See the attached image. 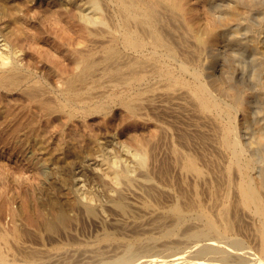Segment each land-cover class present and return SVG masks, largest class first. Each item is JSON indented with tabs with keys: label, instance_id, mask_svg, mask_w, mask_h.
Wrapping results in <instances>:
<instances>
[{
	"label": "bare ground",
	"instance_id": "bare-ground-1",
	"mask_svg": "<svg viewBox=\"0 0 264 264\" xmlns=\"http://www.w3.org/2000/svg\"><path fill=\"white\" fill-rule=\"evenodd\" d=\"M116 111L121 152L94 126ZM0 138L27 173L76 176L47 213L0 188V264H264V0H0Z\"/></svg>",
	"mask_w": 264,
	"mask_h": 264
},
{
	"label": "rangeland",
	"instance_id": "rangeland-1",
	"mask_svg": "<svg viewBox=\"0 0 264 264\" xmlns=\"http://www.w3.org/2000/svg\"><path fill=\"white\" fill-rule=\"evenodd\" d=\"M74 23H76V22H72V23L69 24V25L71 26V25L73 24L72 27L75 29V28H76L75 26H76L77 24H74ZM63 25H64V24H61L60 26L63 27ZM66 25L69 26L68 24H66ZM64 27H65V25H64ZM28 32H29L30 35H31V32H32V31H28ZM28 32H27V34L29 35ZM30 35H29V38H30V42H31V43H30V42H28V43H30L29 45H32L34 41H33V37L30 36ZM75 38H76V37H75ZM76 39L78 40V38H76ZM28 41H29V40H28ZM32 41H33V42H32ZM48 43H50V44H48ZM48 43H47L48 45L46 44V45H44V46H45V47H46V46H49V47H48V48L46 47L47 49H46L45 47H43V50H42V51H44V50L46 49V51H44V52H47V53H49V54H50V53H51V54L53 53L52 55L50 54L49 56H50V57L52 56L54 59H53L52 57L50 58V57L47 55L51 60H50L48 57H46V59L48 58V59H47V60H48V61H47L48 64H46V65L42 68V69H44V75H46V74H47V75H48V74L52 75V74L54 73V71H55V70L53 69V68H55V66H56V65H55V62L58 63V59L60 58V56L63 58V56H62V55L60 54V52L57 50V45L54 44V42H53V44H51V43H52V39H51V41L48 42ZM29 45H28V47H29ZM51 45H52V47H51ZM55 47H56V48H55ZM26 48H27V46H26ZM54 48H55V49H54ZM52 49H53V50H52ZM48 50H49V51H48ZM50 50H51V51H50ZM55 50H56V51H55ZM53 51H55V52H53ZM56 52H57V53H56ZM55 54H56V55H55ZM57 54H59L60 56L57 55ZM53 55H54V56H53ZM56 56H58L59 58L56 59V58H57ZM52 59H53V61H52ZM63 59H64V58H63ZM63 59H62V60H63ZM62 60H59V62L62 63ZM54 61H55V62H54ZM52 62H53V63H52ZM63 62H64V60H63ZM51 64H52V65H51ZM46 66H47V67H50V66H51V67H50L51 69L47 68ZM45 67H46V69H45ZM52 69H53V71H52ZM45 71H46V74H45ZM48 71H49V72H48ZM51 71H52V72H51ZM47 75H46V78H48V77L50 76V75H48V76H47ZM117 112H118V111H116L115 114H114V116H113V117H109V119L106 121V123H104L105 126H106V125H109V123H110V126H111V127L106 126V127H107V128H106V127L102 124V122L105 121V120L102 119V118H101V119H100V118H96V119H95V121L97 120V123L99 122L98 125H97V123H95V121L93 122V120H89L88 123H90V121H92L93 123L91 122V125L88 126V127H90V128H91L90 130L93 131V128H92L93 125H92V124L95 123L94 126H95V128H96L98 131H96L95 128H94V131H96L95 133L98 132L97 134H99L100 137L103 136L102 138H104L105 136H107V137H108V136H110V137L112 136V137H113L114 134H115V135L118 134V135H117V136H119L118 138H105V139H106V141H110V140H111L112 142H114V139H116V140L118 139L119 141H118V140L115 141V142H116V143H115V146H116V150H117V149H118L117 146H118V144H119V150H120V148L123 149L124 146L126 147V146L128 145V143L130 144V143H132V142L130 141V138L126 136V133H127L128 130L126 131L125 135L123 134V132H120V131H119V129H121V131H124L123 129H124L125 127H128V126H127V125L125 126V123H126V122L124 121L125 119L123 120V119H122L123 116H122V118H121V117L117 114ZM118 117H120V118H118ZM110 118H113V119H110ZM115 118H116V119H115ZM98 119H100L101 121L103 120V121L101 122V121L98 120ZM121 119L124 121V123H123L124 126H123L122 123H120V122L122 121ZM78 120L80 121V119H77L76 122H74V123H72L71 125H69L68 128H67V130L69 129V127H72V126H73V127L71 128V130H72L73 128H75L77 131H79V132H77L76 130L73 129V130H74V131L72 130V133H73V134H76V133H77L76 135H78L79 133H82V134H79V135H84V134H85V136H86L87 133H89V132H88L89 130H87V127H86V126H87V125H86V122H87V121H86V122L84 121V122H85V125H86V126H85V125H84V122H83V123L81 122V121H83V120L80 121L81 123H80ZM111 120H112V122H110ZM114 120H115V121H114ZM119 120H120V121H119ZM108 121H109V123H108ZM113 122H114V125H115V126L113 125ZM45 123H46V122H44V124H45ZM75 123H77V124H75ZM100 123H101L102 126L100 125ZM111 123H112V125H111ZM44 124H43V126H49V127H50L49 124H48V125H47V123H46V125H44ZM74 124H75V125H74ZM81 124H83L85 127L82 125V126H83V128H82ZM242 124H244V123L241 122L240 125H242ZM96 125H97L98 127H97ZM79 126H80V128H78ZM103 126H104L106 129H105ZM112 126H113V127H112ZM117 126H118V127H117ZM120 126H121V128H120ZM122 126H123V127H122ZM242 126H243V127H241V128H244V125H242ZM49 127H47L48 130L51 129V127H50V128H49ZM108 127H109V128H108ZM134 127H136V126H132L133 129H134ZM137 127H138V125H137ZM137 127H136V130H134V131H136L137 134L140 133V135L138 134V135H139V136H138V135L133 131L134 134H136L138 137H140V136L142 135L141 133H143V134H145V135H142L141 138H143V139L146 138V139H147L148 136L150 135L149 132H148V131H141L142 128L144 129L143 126H142V127L139 126L138 128H137ZM52 128H53V127H52ZM85 128H86L87 131L84 130ZM99 128H100L101 130H100ZM137 129H138V130L140 129V131H138ZM51 130H52V129H51ZM69 130H70V129H69ZM69 130H68V131H69ZM71 130H70L69 132H71ZM82 130H83V131H82ZM102 130H103V131H102ZM107 130H108V131H107ZM116 130H117L119 133H118V132L115 133ZM75 131H76V133H75ZM84 131H85V132H84ZM94 131H93V132H94ZM109 132H110V134H112V135H110V134L107 135ZM111 132H112V133H111ZM66 133H67V131H66ZM66 133H65V134H66ZM83 133H84V134H83ZM102 133H104V134L102 135ZM65 134H64V136H61V135H60L61 138L55 134V138H52V139H53L54 142H56V141H58V140H59L60 142H61V141H62V142H63V141H67V140H68L67 137L69 136L68 134H70V136H71V133H67L66 135H65ZM148 134H149V135H148ZM67 135H68V136H67ZM120 135H121V136H120ZM146 135H147V136H146ZM65 136H66V139L64 138ZM70 136H69V137H70ZM117 136H116V137H117ZM143 136H144V137H143ZM58 137H59V138H58ZM126 137H127V140H126ZM64 139H65V140H64ZM69 139H71V138H69ZM72 139H74V138H72ZM84 139H85V141H86L87 144L84 143L83 145H84V146H88V147L91 146V144H90V143H91V142H90V138H89V139H88V138H87V139L84 138ZM105 139H104V140H105ZM109 139H110V140H109ZM148 139H149V138H148ZM148 139H147V140H148ZM0 140H1V138H0ZM74 140L77 141L78 139H74ZM79 140H82V139L79 138ZM79 140H78V141H79ZM70 141H73V140H69L68 143H69ZM78 141H77V142H74V141H73V142H70L69 145H71V143H72V146H73V145H74V146H75V145H76V146H79ZM88 141H89V142H88ZM106 141H105V142H106ZM127 141H128V142H127ZM119 142H124V144H125L126 142H127V143H126V145H124L123 143H121V144H123V147H122L121 144H120ZM73 143H74V144H73ZM75 143H76V144H75ZM77 144H78V145H77ZM76 146H75V149L77 150V147H76ZM115 146L113 145V147H115ZM130 146H131V148H129V149H132V147H134L133 144H130L128 147H130ZM99 147H100V146H99ZM262 147H263V146H262ZM95 149L97 150L98 147H96ZM99 149H100V148H99ZM133 149H134V148H133ZM119 150H117V151H119ZM121 151H122V150H120V152H121ZM0 152H1L2 154H4V155H1V156H0V158H1L0 160L2 161V162H1V161H0V162H1V164L3 165V167L0 166V168H1L0 171L3 170V174H2V172H0V174H1V175H0V183H2L1 181H3V183L0 184V185H1L0 188L4 190L3 192H5V193L7 192V193L5 194V197H7V194H8V196H9V194H10V196H11L12 198H10V196L7 197V198L13 199V200H12V203H13V205H15L14 207H15V208L17 207L16 209L19 210V212H21V214H22V211H23L24 209H23V208H20V207L23 206V201H24L26 198H28L27 195H28L29 198H30V201H29V202H31V199L33 200V202H32L33 204H31V203L28 202V205L30 206V204H31L33 207L36 206V208H33L34 210L31 208V210H32L33 212H35V210L37 211V210H43V209H45L44 211H45V213H47V212L50 210V209L48 208L49 206H48L47 203L50 202V199H49L50 197H49V196L51 195V193L53 194V200L57 199L58 201L55 200V202H58V205H59V203L62 204V202H59V201H61L60 191L62 190V188L64 189V188H69V187H71V184L73 185V183L75 182V179H74V176H75L74 171H75V170H74V168H72V171L74 170L73 172L71 171V168H67V169H65V170H64V169H63V170L61 169V170H57V171H56V170H54V171H52V170H46V171L42 172L43 174L40 173L41 176L38 174L37 176H39V177H36L34 174H31L30 172L27 173V171H25V170H27V169H25L26 167L24 168V165H22L21 163H19V161L17 160V158H15L14 156H11L10 154L8 155L7 152H5V151H0ZM94 152H95V151H93L92 154H93L95 157L98 156V155H101V152H100V154H99V152H96L97 155H95L96 153H94ZM5 153H6V154H5ZM117 153H118V152H117ZM121 154H122V153H121ZM5 155H6V156H5ZM118 155H120V154H118ZM2 156H3V158H2ZM4 156H5V157H4ZM9 156H10V157H9ZM94 156H93V157H94ZM104 156H105V154L103 155V157H104ZM112 156H115V155H112V154L109 155V154H108V155L105 156V157H106L108 160L110 159L109 161L113 162L112 159H113L114 157H112ZM105 157L102 158V159H103V160H106ZM108 157H109V158H108ZM115 157H116V156H115ZM116 158H117V157H116ZM114 159H115V158H114ZM117 159H118V158H117ZM117 159H115V162L118 161V160L120 161V159H118V160H117ZM4 160H5L6 163L4 162ZM78 160H79V159H78ZM17 161H18V162H17ZM109 161H108V162H109ZM121 162H122V161H121ZM121 162H120V164H123V165H124V163H123V162L121 163ZM3 163H5V165H4ZM1 164H0V165H1ZM20 164H21V165H20ZM118 164H119V162H118ZM21 166H22V168H21ZM22 169H24V170H22ZM48 169H50V168H48ZM68 169H69V171H68ZM103 169H104V168H103ZM66 170H67L68 173H66ZM51 171H52V172H51ZM55 171H56V172H55ZM58 171H59V172H58ZM64 171H65V172H64ZM57 172H58V174H57ZM101 172H102V171H101ZM30 174H31V175H30ZM56 174H57L58 176H56ZM65 174H67L68 176L74 174V176H70V177H68V176H66ZM54 175H55V176H54ZM64 175H65V176H64ZM30 176H31V177H30ZM32 176H33V177H32ZM34 176H35L36 178H35ZM63 176H64V177H63ZM55 177H57V178H55ZM67 177H68L69 180L66 179ZM14 178H15V180H13ZM30 178H31V179L34 178V179H32V181H31ZM37 178H39V179H37ZM60 178H62L63 181H62ZM64 178H65V179H64ZM71 178H72V179H71ZM75 178H76V176H75ZM85 178H86V177H85ZM85 178H84V180H86ZM3 179H5V180H3ZM17 179H18V180H17ZM35 179H36L37 181H35ZM16 180H17V181H16ZM29 180H30V181H29ZM33 180H34L35 182H33ZM38 180H39V181L41 180V181H40L41 183L38 182ZM58 180H60V181H58ZM14 181H16V182H14ZM18 181H19V182H18ZM69 181H70V182H69ZM30 182H31V183H30ZM36 182H37V183H36ZM65 182H66L67 184H66ZM88 182H89V184H88L89 186L87 185ZM91 182H92V183H91ZM4 183H5V184H4ZM56 183H58V184H57V186L59 185L58 187L56 186ZM60 183H63L64 185H63V184H60ZM68 183H69V184H68ZM70 183H71V184H70ZM3 184H4V186H3ZM30 184H31V185H30ZM84 184H85V183H84ZM92 184H93V185H92ZM96 184H97V186H96ZM60 185H61V186H60ZM68 185H69V186H68ZM82 185H83V184H82ZM86 185H87V187H88L89 189L86 187ZM27 186H28V189H27ZM30 186H32V187H30ZM34 186H36V189H35ZM39 186H40V187H39ZM48 186H51V187L48 188ZM91 186H92V188L90 189ZM99 186H100V187H99ZM7 187H8V188H7ZM10 187H11V188H10ZM29 187H30L31 189H30ZM93 187H94V188H93ZM95 187H96V188H95ZM101 187H102V189H101ZM4 188H5V189L7 188V190H5ZM25 188H26L27 190H26ZM37 188H38V189H37ZM98 188H99V189H98ZM1 189H0V191H2ZM8 189H9V190H8ZM11 189H12V190H11ZM33 189H35V190H37V191H35V190L32 191ZM49 189H51V191H50ZM59 189H60V190H59ZM73 189H74V193L76 192L77 195L79 196V194H78L79 191H77L76 188H73ZM83 189L85 190L84 192L91 191V192H90L91 195H92V194L94 195L95 192H96V193H95V195H96L97 192H98V193H99L98 196H99V195H100V196H99V197L97 196L98 198L96 197V199L98 200L99 198H100V199L102 198L103 201H102V200H101V201H102L103 203H105L104 201L106 200V199H105L106 197H105V196H104L105 198L102 197V196H103L102 193L105 195V193H104V192H105V190H104L105 188H104V186L101 184V181H99V180L96 181L95 178H94V179L92 178L91 180H87L85 186L83 187ZM86 189H87V190H86ZM94 189H95V190H94ZM10 190H11V191H10ZM28 190H29V192H30V193L28 192L29 194L27 193ZM45 190H46L47 192H46ZM52 190H53L54 192L57 191V192H56L57 194L53 193ZM92 190H94V191H92ZM100 190H101V191H100ZM102 190H104V191H102ZM20 191H21L22 193L24 192V195L26 194V196H25L26 198L23 196L24 199H22V195H23L22 193H21L22 195H21V198H20V196H19V195H20ZM25 191H26V192H25ZM48 191H49V193H48ZM3 192H1L0 194L2 195ZM8 192H9V193H8ZM10 192H11V193H10ZM33 192H34V193L36 192V193H35V196H36V197L34 196ZM92 192H94V193H92ZM101 192H102V193H101ZM74 193H73L72 196H74ZM76 193H75V194H76ZM79 193H82V192H79ZM87 193H89V192H87ZM87 193H85V194H87ZM11 194H12V195H11ZM13 194H14L15 196H16L17 194H19V195H17L16 197H14ZM31 194H33V195H31ZM36 194H37V195H36ZM48 194H49V195H48ZM58 194H59V195H58ZM71 194H72V193H71ZM71 194H70V195H71ZM85 194L83 195V197L85 196ZM1 195H0V196H1ZM54 195H55V196L57 195L56 198H55ZM91 195H86V197H88V196L91 197ZM31 196H32V197L34 196V197L32 198ZM45 196H46V197H45ZM58 196H59V197H58ZM72 196H70V198H71ZM3 197H4V193H3ZM37 197H39L40 199L37 198ZM41 197H42V198L45 197V198L48 200V202H45V199H42ZM16 198H17L18 200H16ZM34 198H35L36 200H35ZM58 198H59L60 200H59ZM14 199H15L17 202H16ZM37 199H39V200H37ZM19 200H20V201L22 200V201L20 202ZM27 200H29V199H27ZM34 200H35L36 202H34ZM14 202H15V203H14ZM19 202H20V203H19ZM44 202H45L47 205L43 206L42 203H44ZM35 203H36V205H34ZM38 203H39V204H38ZM40 203H41V204H40ZM16 204H17V205H16ZM19 204H22V206H21V205L19 206ZM61 204H60V205H61ZM38 205H39V206H38ZM40 205H42V206L40 207ZM47 206H48V207H47ZM18 208H19V209H18ZM38 208H41V209H38ZM46 208H48L49 210L46 209ZM17 210H16V211H17ZM47 210H48V211H47ZM70 213L72 214V212H70ZM21 216H23V214H22ZM80 220H81V222H79V224H78L79 226L77 225V226H75V228H74V230L78 231V232H77L78 235H80V236H78L79 238H78V237H77V238L81 240V239H82L81 237H83V238L86 237L87 239L84 238V239H82V240H85V239H86V241H88V240H90V239H88V238H89V235H90V232L93 233L94 235H95L94 232L97 233V231H96V230H97V227H96V225L94 224V222H92V221L90 222V220H88V219L86 220V218L84 219L83 217H81ZM85 221H86L87 223H86ZM82 222H83V223H82ZM89 222H90V223H89ZM84 223H85V224H84ZM91 223H92V224H91ZM80 225H81V226H80ZM83 225H84V226H83ZM87 225H88L89 227H88ZM91 225H92L93 227H92ZM85 226H86V227H85ZM76 227H77V228H76ZM82 228H83L85 231H84ZM89 228H90V229H89ZM92 228H93V229H92ZM79 230H80V231H79ZM89 230H92V231H89ZM76 231H74V233H75ZM86 231H87V232H86ZM83 232H84V233H83ZM87 233H88V234H87ZM83 234H84V235H83ZM86 234H87V235H86ZM82 235H83V236H82ZM94 235H90V237H91V236H94ZM92 238H93V237H92ZM92 238H91V239H92ZM61 239H62V241L66 242V239H67V238H66V237H63V238H61ZM61 239H60V240H61ZM49 241H51V242H49ZM46 243H47V246H48V245L51 246L50 244H51V243H54V244H55V241H54V240H51V239H47V240H46ZM49 246H48V247H49ZM59 264H64V263H59ZM90 264H95V263H90Z\"/></svg>",
	"mask_w": 264,
	"mask_h": 264
}]
</instances>
